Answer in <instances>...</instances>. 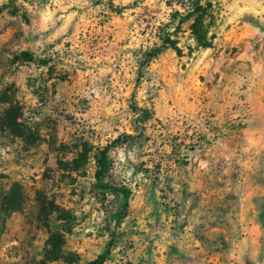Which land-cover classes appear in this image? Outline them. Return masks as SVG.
I'll return each instance as SVG.
<instances>
[{
	"label": "rangeland",
	"instance_id": "rangeland-1",
	"mask_svg": "<svg viewBox=\"0 0 264 264\" xmlns=\"http://www.w3.org/2000/svg\"><path fill=\"white\" fill-rule=\"evenodd\" d=\"M202 3L0 0V264H264V0Z\"/></svg>",
	"mask_w": 264,
	"mask_h": 264
},
{
	"label": "trees",
	"instance_id": "trees-1",
	"mask_svg": "<svg viewBox=\"0 0 264 264\" xmlns=\"http://www.w3.org/2000/svg\"><path fill=\"white\" fill-rule=\"evenodd\" d=\"M187 4V9L185 10V14L183 16H180L178 19V24H181L182 22L186 21L189 18H192L193 24H192V32L194 39L196 43L201 45L202 47H206L204 42H202L203 33L199 34L196 30V23L198 24L203 17L206 16V9L203 7L202 1L205 0H184ZM179 15V14H178ZM169 34L164 33L161 38H159L161 45L167 46L173 50H175V44L172 40L169 39ZM23 57L26 59V61H31V57L28 54H23ZM104 152H101L100 154V160H99V171L97 172L96 178L99 179L102 177V175L106 172L107 166L104 162ZM20 201V195L19 191L17 189V186L13 184L6 192L2 193L0 195V206L4 209V211H13L18 208Z\"/></svg>",
	"mask_w": 264,
	"mask_h": 264
}]
</instances>
